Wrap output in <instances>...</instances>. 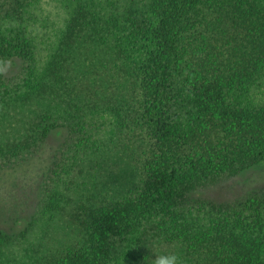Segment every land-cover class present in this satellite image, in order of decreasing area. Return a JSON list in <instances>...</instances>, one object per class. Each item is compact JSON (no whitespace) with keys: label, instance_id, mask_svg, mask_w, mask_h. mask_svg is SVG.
<instances>
[{"label":"trees","instance_id":"trees-1","mask_svg":"<svg viewBox=\"0 0 264 264\" xmlns=\"http://www.w3.org/2000/svg\"><path fill=\"white\" fill-rule=\"evenodd\" d=\"M37 1L0 0V264H264V189L194 196L264 165V0H62L45 49Z\"/></svg>","mask_w":264,"mask_h":264},{"label":"rangeland","instance_id":"rangeland-1","mask_svg":"<svg viewBox=\"0 0 264 264\" xmlns=\"http://www.w3.org/2000/svg\"><path fill=\"white\" fill-rule=\"evenodd\" d=\"M61 7L62 0H38L32 6L30 10L31 14L29 13L32 23L31 30L39 47L45 49L49 40L53 38V35L59 28L64 14ZM20 67L21 61L17 59L11 60L6 64L3 74L5 77H12L18 73ZM58 133L54 132L49 136L43 146V151L53 153L57 149L64 137L62 131ZM42 156L46 157L47 155L44 154ZM255 189H264V165L251 168L216 188L198 191L194 196L206 197L215 201H225ZM35 206V202L30 204L26 214L27 217H30L34 212ZM9 223L7 221V224L3 226L6 228L5 230L16 228L15 225Z\"/></svg>","mask_w":264,"mask_h":264},{"label":"clouds","instance_id":"clouds-1","mask_svg":"<svg viewBox=\"0 0 264 264\" xmlns=\"http://www.w3.org/2000/svg\"><path fill=\"white\" fill-rule=\"evenodd\" d=\"M155 264H181V261L177 255L168 254L157 257Z\"/></svg>","mask_w":264,"mask_h":264}]
</instances>
